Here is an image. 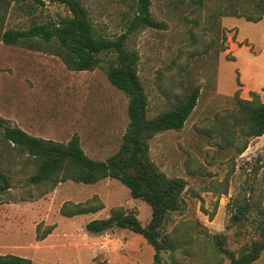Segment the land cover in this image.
Here are the masks:
<instances>
[{
    "label": "rangeland",
    "instance_id": "rangeland-1",
    "mask_svg": "<svg viewBox=\"0 0 264 264\" xmlns=\"http://www.w3.org/2000/svg\"><path fill=\"white\" fill-rule=\"evenodd\" d=\"M80 1L100 34L111 38L125 31L124 13L132 0ZM151 1L152 16L166 29H143L127 41L139 57L148 116L169 109L187 88L200 90L182 129L159 133L149 142L150 159L159 171L186 183L181 208L168 215L164 231L179 239L176 264H229L216 240L237 252L257 238L254 225H264V135L250 140L241 155L224 147L233 130L228 117L236 111L235 95L249 99L256 92L264 103V18L253 23L217 15L219 8L227 11L245 0H206L205 8L196 11L180 0ZM67 14L64 6L44 1L34 16L13 11L7 28ZM126 106V97L103 69L72 72L56 56L0 43V116L29 135L65 143L76 134L87 156L105 160L120 147ZM0 167L11 178V188L0 196V255L32 264H152L153 249L140 235L85 229L117 207L134 213L143 226L149 222V206L133 199L118 181L34 186L27 184L32 168L24 158L0 161ZM246 201L247 220L233 224L231 214ZM67 202L102 208L66 218L60 208ZM38 225V234L54 228L38 241ZM163 261L171 264L167 254ZM252 264H264V253Z\"/></svg>",
    "mask_w": 264,
    "mask_h": 264
},
{
    "label": "trees",
    "instance_id": "trees-1",
    "mask_svg": "<svg viewBox=\"0 0 264 264\" xmlns=\"http://www.w3.org/2000/svg\"><path fill=\"white\" fill-rule=\"evenodd\" d=\"M0 0V43L32 52L56 56L67 70L72 72L103 69L109 83L127 99V127L122 135L118 151L105 160L87 156L81 148L79 136L73 134L63 143L34 137L0 116V161L17 157L32 168L27 184L41 186L72 182L95 184L104 179L121 183L133 199L147 204L151 218L142 225L136 215L122 207L110 210L106 219H94L85 229L100 234L111 229L128 230L140 235L153 249L152 264H166L167 254L171 264L180 242L173 233L164 231L168 215L181 208L182 193L186 183L181 178H169L155 166L149 156V142L159 133L179 131L196 106L200 90L191 87L175 97L170 108L153 117L148 116V97L138 75V54L130 50L127 41L131 35L143 29L165 30L166 24L151 14V0H132L124 13L125 31L115 37H105L92 25L88 12L80 0ZM44 1L64 6L68 12L47 22L32 19L27 28H7L13 11H28L34 16L36 7ZM209 1V0H207ZM206 0H180L181 5L192 3V11L205 8ZM178 6V5H177ZM186 8V7H185ZM19 13V12H17ZM225 14V15H224ZM217 15L244 18L257 23L264 17V0H245L243 5H233L230 10L219 8ZM104 64V65H103ZM236 111L228 117L233 130L224 141V147L233 148L241 155L250 140L264 135V103L258 93L250 92L249 99L235 95ZM11 188L8 172L0 167V196ZM84 204L64 203L60 208L63 217L71 218L94 213L98 207ZM249 203L238 206L231 214L233 224L247 220ZM41 241L53 230L47 226L38 234ZM257 238L237 252L222 248L216 240L219 253L226 256L229 264H252L264 253V225H254ZM218 238V236L216 237ZM0 264H32L28 259L15 255H0Z\"/></svg>",
    "mask_w": 264,
    "mask_h": 264
},
{
    "label": "crops",
    "instance_id": "crops-1",
    "mask_svg": "<svg viewBox=\"0 0 264 264\" xmlns=\"http://www.w3.org/2000/svg\"><path fill=\"white\" fill-rule=\"evenodd\" d=\"M263 18H264V17H263ZM263 18H262V19H263ZM41 54H42V53H41ZM43 55H45V54H43ZM259 98H260V97H259ZM260 100H261V99H260ZM259 138H261V137H259Z\"/></svg>",
    "mask_w": 264,
    "mask_h": 264
}]
</instances>
